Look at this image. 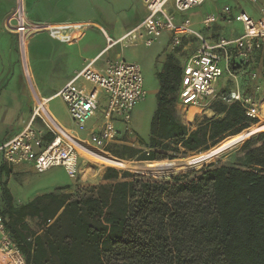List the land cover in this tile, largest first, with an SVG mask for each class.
<instances>
[{
  "label": "trees",
  "instance_id": "1",
  "mask_svg": "<svg viewBox=\"0 0 264 264\" xmlns=\"http://www.w3.org/2000/svg\"><path fill=\"white\" fill-rule=\"evenodd\" d=\"M244 67L264 72V47L250 63H231L233 72ZM180 76L181 65L169 53L157 73L149 139L139 138L148 151L114 144L111 154L176 159L179 153L209 150L260 122L240 101H226L230 93L220 90L212 103L214 116L185 124L170 96L178 94ZM247 90L240 92L252 97ZM237 153L235 163L210 164L169 179L107 167L106 183L76 195L60 193L71 189L65 185L20 205L1 182V214L28 264H264V131L245 140ZM10 174L1 164L0 179ZM28 219H37L40 231Z\"/></svg>",
  "mask_w": 264,
  "mask_h": 264
},
{
  "label": "built area",
  "instance_id": "2",
  "mask_svg": "<svg viewBox=\"0 0 264 264\" xmlns=\"http://www.w3.org/2000/svg\"><path fill=\"white\" fill-rule=\"evenodd\" d=\"M142 1L148 10L146 17L121 38H108L109 43L126 44L139 39L149 46L166 31L172 35L169 45L173 52L196 40L195 52L181 65L176 106L184 111L191 106L202 107L218 98L221 90L218 79L224 71L231 73L232 61L250 63L264 47L263 8L260 9V19H254L246 11L234 14L226 6L220 13L205 15L198 22L187 17L177 21L174 11L186 12L205 0ZM14 13L6 26L18 35L21 43L22 32L26 31L28 36L30 26L26 21L22 25L18 9ZM218 20L242 22L243 34L227 38L214 33L205 35L195 28L196 24H201L211 30ZM47 27L44 30L51 37L71 42L78 38L84 25L66 22ZM94 62H86L55 95L65 103L73 126L67 127L59 122L49 109L51 99L39 96L25 129L0 146L5 164L32 163L38 172L62 166L69 177L76 178L80 161H88L91 157L99 161L100 154L111 153L110 146L131 144L122 136L131 132L129 126L135 108L147 95L141 66L125 59L108 60L104 71L100 72L93 68ZM252 75L256 76V73ZM224 99L229 103L240 101L248 116L259 118L258 106L251 96L244 97L239 90H233ZM102 103L105 104L103 107ZM120 124L127 126L125 130ZM84 132L85 136L82 135ZM48 133L52 135L50 139L46 137ZM0 264H28L1 213Z\"/></svg>",
  "mask_w": 264,
  "mask_h": 264
},
{
  "label": "rangeland",
  "instance_id": "3",
  "mask_svg": "<svg viewBox=\"0 0 264 264\" xmlns=\"http://www.w3.org/2000/svg\"><path fill=\"white\" fill-rule=\"evenodd\" d=\"M226 6L230 7L234 14H237L241 11H246L254 19H260V9H264V0H255V2H253L252 0H205L202 4L186 12L174 11V13L175 15L177 14V16L187 17L195 22H198L205 15L220 13V11ZM171 11H173L172 8ZM144 13V7L140 6V4L137 2L132 6L130 11L124 13L121 16L122 25H124L126 28L131 27L140 20ZM104 27L106 28V30H109L108 25H104ZM195 28L205 35H207L209 31H212L213 28H216L217 32L221 36L227 38L238 37L243 34L244 31L242 22L236 20H232L231 22L218 20L212 25L211 30L205 29L201 24H196ZM171 36L172 35L170 33L164 31L154 40L153 44L149 46L145 45L142 40L130 42L127 45H119L118 47L114 48L112 51L104 55L98 62V65H101L104 63V60H106V58H113L114 55L119 52L122 59L137 62L140 64L144 77V85L147 90V95L145 99L137 104L135 108L132 122L129 126L131 132L124 133L122 139L127 140L131 143L130 145L137 149H142L143 151H148V148L140 144L139 138L145 141L149 139L150 122L156 108V94L159 91L160 86L157 73L162 71L164 63L167 60V55L169 53L174 56L175 60L180 65H182V63H184L191 54L188 46L186 47V49L184 47H180L172 52L169 45ZM193 43L197 45L196 40H193ZM104 44L105 39L102 35V32L91 25H87L84 28V36L79 45L72 47L68 46L66 43H61L52 39L47 32H41L33 36L29 41V55L33 57V49H41L44 51L35 54L36 60H39V55L43 56V59L40 62L41 64L38 65V73L33 72L37 86L43 91L49 90L50 87L57 86L59 82L67 77L69 70H71L73 66L82 62L83 57H79L80 47H83L88 55H92L94 52L98 51V49H100ZM33 64L36 65L35 60H33ZM19 65V68L17 66L16 74L14 75V78L11 82L10 90L16 91V89H19L24 91V94L20 98V107L22 111H9L7 115H4L3 112L1 113V117H3L4 115V121H7L5 126L10 129H15V132L21 128V126L24 124L23 120H25L29 114V106L31 104L29 101V95L32 94L29 80L23 74L21 63ZM253 73H256V76H253ZM218 87L221 89V91L225 90L226 93H231V91L233 90L245 91L248 89L247 91H249V94H252L253 101H255L258 106L259 120L260 122L263 121L264 72L261 69L254 67L247 69L244 67L236 72L231 71V73H229L224 71V74L218 79ZM24 95L26 97H24ZM170 96L174 98L177 103V94L174 93ZM102 97L103 99L105 98V96ZM104 103L101 104L102 107L105 105ZM212 103L213 101L202 107H192L189 108L188 111H184L182 108H178L175 105V111L185 124L194 126L196 124V121H200L204 116L212 117L215 115L214 111L212 110ZM51 109L58 117L57 120L64 126H73L72 120L68 115L66 107L61 98H55L52 101ZM1 120L3 119L0 118V122ZM120 127L121 129L125 130L127 126L124 124H120ZM261 131H264V127L259 132ZM82 135L85 136V132L82 133ZM253 136L254 135L247 137L234 148L222 151L212 161H208L195 170L174 173L170 175H154L151 173L139 174H145L144 176L153 179H169L176 175L191 174L197 172L210 164H232L235 163L236 155H238L237 150L239 149V147H241L245 140ZM223 141H221L218 145L212 147L211 149L220 146ZM166 153L174 154V152L172 151H167ZM199 153H179L176 155V159H183ZM110 155L114 156L111 153ZM4 163V161H0V165ZM107 167H114L120 171H130L124 168H120L116 165L100 162L96 159L94 160V158L91 157L88 161H80L79 174L76 178H71L62 166H53L43 172H38L35 170L32 163H22L14 167V169H16L15 172L13 171V166H8L13 176H11L9 179H7L8 176L6 175L2 176V178L0 179V183H7L12 191L14 197L13 199L18 202H27L43 193L58 191L60 187L65 185H71V189L60 191V193H70L72 195H76L79 192H83V189L88 186L108 182L104 180V173ZM154 176L158 177L155 178ZM15 205H18V203L16 202ZM4 207L5 203L2 197L0 185V212L4 209ZM28 222L34 230L40 231V225L37 219H28Z\"/></svg>",
  "mask_w": 264,
  "mask_h": 264
},
{
  "label": "crops",
  "instance_id": "4",
  "mask_svg": "<svg viewBox=\"0 0 264 264\" xmlns=\"http://www.w3.org/2000/svg\"><path fill=\"white\" fill-rule=\"evenodd\" d=\"M137 2L140 4V6L144 7L145 13L142 15V17L137 23H135L129 28H126L124 25H122L121 16L124 13L130 11L132 6ZM16 9H18L21 12L22 16L20 18V21L22 25H24L26 21L27 24L30 26L28 30V36H26L27 34L26 31L22 32L21 43L19 41L18 35L6 26L9 20L15 15L14 11ZM147 14H148V10L143 4L142 0H0V118L3 119L0 122V146L3 143L7 142L12 137H14L15 135L21 133L28 125L32 117V111H33L34 103L36 101L35 98L36 95L51 99L49 102V109L52 112V114L56 118H58L51 109L52 101L55 98H59V97H55L56 93H58V91L74 76L76 71L84 67L86 62L90 60H95L93 64V68L100 72H103L106 62L108 60L116 61L122 59L120 57V53L117 52L113 58L108 57L106 58V60H104L103 64L98 65L99 60L104 55H106L108 52L112 51L114 48L118 47L119 45L120 46L123 45L121 43L111 45L109 43L108 38H112L114 40L121 38L127 31L136 27L146 17ZM183 18L185 17L177 16L176 14L177 21H181ZM66 22L80 23L84 25V27L80 31V35L74 41L64 42L55 39L50 36L47 30H44V28H46L47 26L50 28L51 25H56ZM87 25L94 26L102 32V35L105 39V44L100 49H98V51L94 52L92 55H88L87 52L83 49V47H80L79 57L80 58L83 57L82 62L73 66L71 70H69L67 77L61 82H59L57 86L50 87L49 90H45V91L41 90L37 86L33 72L38 73L39 70L38 65L41 64L40 62L43 59V56L39 55V60H36L35 54L44 51L41 49H33L32 50V52H34L33 57L29 55L28 46L30 39L41 32H47L52 39L58 42L66 43L68 46L71 47L77 46L83 39L84 28ZM104 25H108L109 30H106ZM208 33H214L219 35L216 28H213L212 31H209ZM129 43L130 42L126 43L125 45ZM196 47L197 45H195L194 43L188 45V48L190 49L191 52L190 56L195 52ZM184 48L186 49V46ZM33 60H35L36 65L33 64ZM20 63L24 76H26V78L29 80L32 94L29 95L30 98L29 101L31 103L29 106L30 107L29 114L27 118L23 120L24 124L21 126V128L15 132V129L13 128L10 129L7 128V126H5L7 121H4L5 118L3 117L4 115H7L9 111L18 112L21 110L20 98L24 94V91L19 89L18 90L16 89V91L10 90L11 82L14 78V75L16 74L17 66L19 68ZM24 97L26 96L24 95ZM22 102H23V98H22ZM2 112L4 113L3 117H1ZM0 154H1L0 161H4L1 152ZM15 166L17 165L13 166L14 172L16 171V169H14ZM11 176H13L12 173L10 174V176L7 177V179H9ZM13 200H14L13 202L14 205L16 202L18 203V205L22 203H26V202L15 201V199Z\"/></svg>",
  "mask_w": 264,
  "mask_h": 264
},
{
  "label": "bare ground",
  "instance_id": "5",
  "mask_svg": "<svg viewBox=\"0 0 264 264\" xmlns=\"http://www.w3.org/2000/svg\"><path fill=\"white\" fill-rule=\"evenodd\" d=\"M36 99L39 98L38 95L35 96ZM197 107V106H191ZM264 127L263 121L259 124L252 125L251 127L244 129L238 134L229 136L225 139L220 146L216 148L207 150L203 153H199L193 156H189L183 159H168V160H125L112 156L110 154H100L99 161L116 165L120 168H124L136 173H151L154 175H170L174 173L188 172L191 170L198 169L208 161H212L217 157L222 151L229 150L231 148L239 145L244 139L249 136L259 133V131ZM95 160V159H94ZM100 165V164H99ZM104 165V164H103Z\"/></svg>",
  "mask_w": 264,
  "mask_h": 264
}]
</instances>
